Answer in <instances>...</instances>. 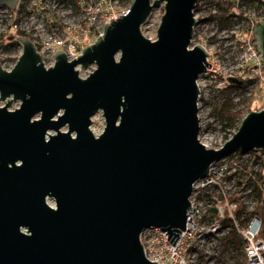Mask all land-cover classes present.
I'll use <instances>...</instances> for the list:
<instances>
[{"label":"water","instance_id":"water-1","mask_svg":"<svg viewBox=\"0 0 264 264\" xmlns=\"http://www.w3.org/2000/svg\"><path fill=\"white\" fill-rule=\"evenodd\" d=\"M198 2L131 0L72 61L56 51L47 67L26 36L11 70L0 56V264H157L144 230L161 228L175 245L211 164L264 150V109L220 148L200 139L198 80L211 64L192 44ZM162 5L153 40L142 28ZM254 38L264 60V20ZM99 111L106 126L96 135Z\"/></svg>","mask_w":264,"mask_h":264},{"label":"built area","instance_id":"built-area-1","mask_svg":"<svg viewBox=\"0 0 264 264\" xmlns=\"http://www.w3.org/2000/svg\"><path fill=\"white\" fill-rule=\"evenodd\" d=\"M224 1L237 7L233 26L220 25L222 8L217 3L199 0L197 4V10L201 6L203 12L196 13L200 22L195 28L200 30L195 34L211 64L198 80V107L201 83L214 82V92L220 93L241 78L249 88L248 101L258 103L256 110L264 109V91L259 90L264 82V60L254 38L264 11L251 12L247 8L250 0ZM130 4L129 0H19L15 9L0 8V36L25 33L50 67L55 64L56 51L65 52L69 61L82 55L102 35L106 23L128 13ZM201 31L209 33L204 37ZM247 107L246 100L240 107L245 115ZM190 202L186 228L175 245L161 228L141 234L148 260L157 264H221L228 260L233 264L229 256L235 254L242 264H264V150H238L214 161L209 175L194 183ZM233 233L241 239V246L225 251L224 239Z\"/></svg>","mask_w":264,"mask_h":264},{"label":"rangeland","instance_id":"rangeland-1","mask_svg":"<svg viewBox=\"0 0 264 264\" xmlns=\"http://www.w3.org/2000/svg\"><path fill=\"white\" fill-rule=\"evenodd\" d=\"M207 1V0H204ZM203 4V2H202ZM253 12V10H250ZM165 12L164 6L155 9L151 15V17L148 19V21L144 24L142 30L145 36L148 38H151L153 40L157 39V31L159 28V25L162 20V16ZM197 12H203L202 7L200 6ZM209 12V11H208ZM207 12V13H208ZM200 30V27L195 28V32ZM205 31H201L203 34L202 36L206 37L209 31L204 33ZM193 45L199 44V39H193ZM22 53L21 46H13L9 48L8 50L4 49V47L0 46V56L4 58L2 60L1 64L2 66L7 69L11 70L15 64L18 61L19 56ZM226 67H229V65H226ZM96 66L91 65L86 69L80 68V75L82 77H87L91 72L95 70ZM230 68V67H229ZM203 84H205L203 86ZM247 86V84H246ZM201 87L203 90V94L201 97V107L199 109V118H200V139L201 141L206 144L209 148H218L221 147L222 144L226 142L227 137H232L236 131L238 130L241 123H236L235 126H227L224 122L220 120L218 115H216L213 111L215 108V104L220 100L218 92H214L215 90V83L211 81H205L204 83H201ZM246 89L249 88H242L240 90L236 89H230L229 91H226L227 94H231L235 101L239 100L240 98H244L248 102V107L254 108L253 110H256V105L258 106V103H255L253 101H248L247 95H246ZM260 91H264V82L259 87ZM242 103L240 107H243ZM4 104V102L2 103ZM20 101H17L14 103L13 107L11 109H15L19 107ZM249 113V112H248ZM93 125L92 130L96 135H99L103 132L106 121L103 115L102 111H99L94 117H93ZM67 127H64L63 130H67Z\"/></svg>","mask_w":264,"mask_h":264},{"label":"trees","instance_id":"trees-1","mask_svg":"<svg viewBox=\"0 0 264 264\" xmlns=\"http://www.w3.org/2000/svg\"><path fill=\"white\" fill-rule=\"evenodd\" d=\"M131 2V0H129ZM208 3L220 5L222 8V14L221 18L222 21L220 25L224 26H233L237 23V20L234 18L236 15V6L232 2H227L224 0H208ZM248 9H252L254 11H264V0H259L257 3L256 0H250L247 4ZM21 36H27L25 33L22 32H15L8 35L0 36V43L2 44V47L4 49L8 50L9 48L13 46H20L17 37ZM195 39H197V36L195 34ZM4 60V58H3ZM247 82L240 79H234V82L229 85L226 89L222 90L219 94V101L217 104H215L214 113L218 115L220 120L225 123L227 126H235L236 123H241L242 119L245 116V110L240 109V105L244 103L246 100L243 98H240L239 100L235 101L234 97L231 94L226 95V91H229L230 89H236L240 90L242 88L246 87ZM248 111H252L254 108L247 107ZM230 137H227L226 141ZM227 250H237L241 246V239L235 234H230L224 239ZM229 259L232 260L233 264H242L240 259L233 254L229 256ZM221 264H231L230 261L225 260Z\"/></svg>","mask_w":264,"mask_h":264},{"label":"clouds","instance_id":"clouds-1","mask_svg":"<svg viewBox=\"0 0 264 264\" xmlns=\"http://www.w3.org/2000/svg\"><path fill=\"white\" fill-rule=\"evenodd\" d=\"M191 49V48H190Z\"/></svg>","mask_w":264,"mask_h":264}]
</instances>
